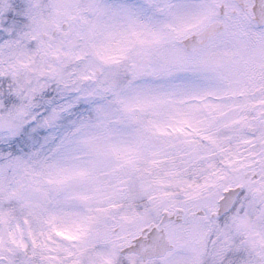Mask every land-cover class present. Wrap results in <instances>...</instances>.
Instances as JSON below:
<instances>
[{"label":"snow or ice","instance_id":"6c2138e0","mask_svg":"<svg viewBox=\"0 0 264 264\" xmlns=\"http://www.w3.org/2000/svg\"><path fill=\"white\" fill-rule=\"evenodd\" d=\"M0 264H264V0H0Z\"/></svg>","mask_w":264,"mask_h":264}]
</instances>
